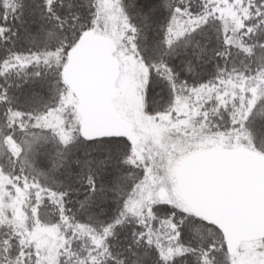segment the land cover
<instances>
[{
    "label": "snow or ice",
    "instance_id": "obj_1",
    "mask_svg": "<svg viewBox=\"0 0 264 264\" xmlns=\"http://www.w3.org/2000/svg\"><path fill=\"white\" fill-rule=\"evenodd\" d=\"M0 264H264V0H0Z\"/></svg>",
    "mask_w": 264,
    "mask_h": 264
},
{
    "label": "water",
    "instance_id": "obj_2",
    "mask_svg": "<svg viewBox=\"0 0 264 264\" xmlns=\"http://www.w3.org/2000/svg\"><path fill=\"white\" fill-rule=\"evenodd\" d=\"M236 166L243 170H248L249 167H255V162H249L246 160H239L236 162Z\"/></svg>",
    "mask_w": 264,
    "mask_h": 264
}]
</instances>
